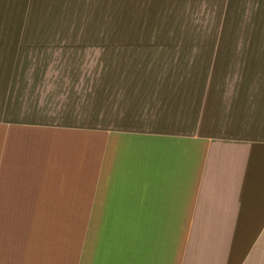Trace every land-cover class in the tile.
Masks as SVG:
<instances>
[{"label": "crops", "instance_id": "crops-1", "mask_svg": "<svg viewBox=\"0 0 264 264\" xmlns=\"http://www.w3.org/2000/svg\"><path fill=\"white\" fill-rule=\"evenodd\" d=\"M102 122L0 118V264H264V132Z\"/></svg>", "mask_w": 264, "mask_h": 264}, {"label": "rangeland", "instance_id": "rangeland-1", "mask_svg": "<svg viewBox=\"0 0 264 264\" xmlns=\"http://www.w3.org/2000/svg\"><path fill=\"white\" fill-rule=\"evenodd\" d=\"M122 115L259 138L264 0H0V118L101 127Z\"/></svg>", "mask_w": 264, "mask_h": 264}]
</instances>
